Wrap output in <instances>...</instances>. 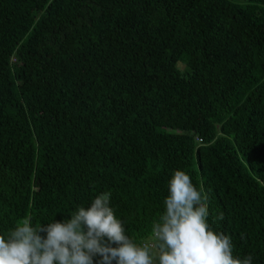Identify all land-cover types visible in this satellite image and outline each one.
Returning <instances> with one entry per match:
<instances>
[{
    "label": "trees",
    "instance_id": "trees-1",
    "mask_svg": "<svg viewBox=\"0 0 264 264\" xmlns=\"http://www.w3.org/2000/svg\"><path fill=\"white\" fill-rule=\"evenodd\" d=\"M175 170L264 264V0H0V234L110 192L141 243Z\"/></svg>",
    "mask_w": 264,
    "mask_h": 264
},
{
    "label": "clouds",
    "instance_id": "clouds-1",
    "mask_svg": "<svg viewBox=\"0 0 264 264\" xmlns=\"http://www.w3.org/2000/svg\"><path fill=\"white\" fill-rule=\"evenodd\" d=\"M168 192L164 212L141 243L126 234L111 193L104 192L63 221L33 226L31 216L19 220L0 234V264H94L97 256L98 264H252L251 254L235 256L232 238L211 228L208 195L188 173L175 170Z\"/></svg>",
    "mask_w": 264,
    "mask_h": 264
},
{
    "label": "rangeland",
    "instance_id": "rangeland-1",
    "mask_svg": "<svg viewBox=\"0 0 264 264\" xmlns=\"http://www.w3.org/2000/svg\"><path fill=\"white\" fill-rule=\"evenodd\" d=\"M236 3H239V4H245L246 3V0H234Z\"/></svg>",
    "mask_w": 264,
    "mask_h": 264
}]
</instances>
